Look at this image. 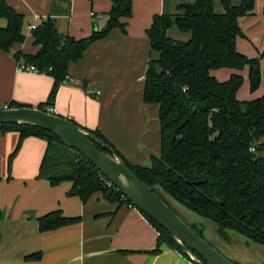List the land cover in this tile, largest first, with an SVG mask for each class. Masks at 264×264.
Segmentation results:
<instances>
[{
    "label": "trees",
    "instance_id": "trees-1",
    "mask_svg": "<svg viewBox=\"0 0 264 264\" xmlns=\"http://www.w3.org/2000/svg\"><path fill=\"white\" fill-rule=\"evenodd\" d=\"M110 1L104 27L93 29L89 36L77 39L60 33L55 21L47 17L30 31L37 50L33 54L12 53L17 63L34 65L39 72L53 78L46 102L37 108L47 111L53 104L59 84L68 76L69 64L78 61L93 42L115 27L125 32V21L121 19L131 16V0ZM254 1L240 0L233 5L231 0H221L223 10L216 12L212 0H193L178 5L175 14L153 16L146 29L150 54L142 99L158 105L160 148L158 155L150 156L148 165L130 162L100 131L87 130L110 145L169 206L162 193L212 221L218 232L231 230L264 246V93L255 99L238 100L236 92L243 82L241 74L232 73L224 81L210 74L212 69L241 70L247 66L249 89L258 88L264 49L259 56L248 57L237 50L235 43L238 36H244L239 17L253 12ZM0 18L6 20V25L0 26V49L11 52L14 44L24 41L21 31L24 16L6 0H0ZM173 25L188 33V39L170 37L167 32ZM8 106L26 105L12 101ZM7 131L19 133L9 161L25 137L36 136L46 141L37 178L46 179L51 186L70 181L67 195L77 196L83 203L100 192L111 203L131 204L93 164L53 133L30 125L0 124V134ZM94 143L107 152L101 144ZM141 214L158 232L151 253L160 252L165 244L190 260L163 227ZM79 220L80 217L64 215L60 209L36 218L40 232ZM188 225L203 237V228L193 223ZM40 256L41 252H35L25 258Z\"/></svg>",
    "mask_w": 264,
    "mask_h": 264
},
{
    "label": "crops",
    "instance_id": "crops-1",
    "mask_svg": "<svg viewBox=\"0 0 264 264\" xmlns=\"http://www.w3.org/2000/svg\"><path fill=\"white\" fill-rule=\"evenodd\" d=\"M6 1L24 16V41L14 44L11 52L0 49V108H9L12 101L37 108L46 102L53 78L42 72L18 71L12 55L15 51L33 54L37 50L28 25L50 17L60 33L77 39L87 37L93 29L104 27L111 1ZM192 1L131 0V16L121 19L125 32L118 27L111 29L78 61L69 64L68 76L59 84L51 105L54 114L100 131L130 162L149 163L160 147L158 105L142 99L150 54L146 29L155 14H175L178 5ZM212 1L214 10L222 12L221 0ZM239 2L231 0L233 5ZM263 7L264 0H255L253 12L239 17L244 36L236 38V48L248 57L259 56L264 49ZM5 25L6 20L0 18V26ZM172 33V38L181 36ZM232 73L243 77L236 92L238 100L255 99L264 93V59H260L261 89L255 97L245 94V88H249L247 66L210 71L219 81L227 80ZM18 140L17 131L0 134V264H194L165 244L160 252L151 253L158 232L136 208L111 203L100 192L83 203L79 197L67 195L70 181L51 186L46 179L37 178L46 149L44 139L25 137L9 161ZM56 209L80 220L40 232L36 218ZM35 252H41L40 258H25ZM245 263L264 264V258H247Z\"/></svg>",
    "mask_w": 264,
    "mask_h": 264
},
{
    "label": "water",
    "instance_id": "water-1",
    "mask_svg": "<svg viewBox=\"0 0 264 264\" xmlns=\"http://www.w3.org/2000/svg\"><path fill=\"white\" fill-rule=\"evenodd\" d=\"M0 124L30 125L53 133L93 164L134 208L163 227L194 264H235L199 236L151 187L140 180L110 145L87 129L61 115L29 106L0 108ZM94 142L105 147L107 152L99 149ZM168 198L176 202L170 196Z\"/></svg>",
    "mask_w": 264,
    "mask_h": 264
},
{
    "label": "rangeland",
    "instance_id": "rangeland-1",
    "mask_svg": "<svg viewBox=\"0 0 264 264\" xmlns=\"http://www.w3.org/2000/svg\"><path fill=\"white\" fill-rule=\"evenodd\" d=\"M172 31H175L181 35L180 37H175L174 39L187 40L189 37L188 33L184 34L183 32L179 31L175 25L172 26L171 30H169L170 37L173 35ZM260 89L261 88L258 87L256 91H250L247 86L245 88V94L247 96L250 95L255 97L257 96L256 93ZM148 164L149 163L146 165ZM162 195L166 200H168L170 206L176 211L181 219H183L188 224L193 223L198 227L203 228V238L229 260L237 264H246L245 261L247 258H264L263 245L249 242L230 230H225L224 233H220L217 230V226L212 221L196 215L194 212L185 209L176 202H172V200H170V198H168V196L165 194L162 193Z\"/></svg>",
    "mask_w": 264,
    "mask_h": 264
},
{
    "label": "built area",
    "instance_id": "built-area-1",
    "mask_svg": "<svg viewBox=\"0 0 264 264\" xmlns=\"http://www.w3.org/2000/svg\"><path fill=\"white\" fill-rule=\"evenodd\" d=\"M36 25L37 24H35V23L29 24L28 25L29 31L35 29L36 28ZM17 70L18 71H23V72H39L38 69L34 65L24 64V63H20V62L17 63ZM5 108H7V107H5ZM47 111L54 114V108L51 105L48 106ZM250 150L251 151H254V147H251ZM128 206L129 207H133L131 204H129Z\"/></svg>",
    "mask_w": 264,
    "mask_h": 264
}]
</instances>
